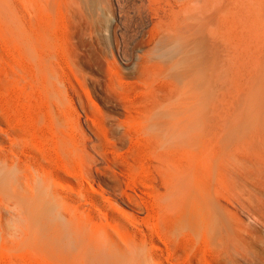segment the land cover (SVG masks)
<instances>
[{"label":"rangeland","instance_id":"1","mask_svg":"<svg viewBox=\"0 0 264 264\" xmlns=\"http://www.w3.org/2000/svg\"><path fill=\"white\" fill-rule=\"evenodd\" d=\"M48 1L0 0V264H87L61 238L80 224L157 231L159 264H264V176L243 171L264 164V0H238L234 82L220 58L205 89L150 54L135 0ZM190 204L200 224L176 230Z\"/></svg>","mask_w":264,"mask_h":264},{"label":"bare ground","instance_id":"2","mask_svg":"<svg viewBox=\"0 0 264 264\" xmlns=\"http://www.w3.org/2000/svg\"><path fill=\"white\" fill-rule=\"evenodd\" d=\"M48 2H50V0ZM98 2L99 0H64V18L67 19V17H69L70 11L72 10L71 5L75 6V13L83 18L86 15L85 12H92V10L98 7ZM238 10V0H135L133 8L130 11L131 16L127 15L126 13V18L128 20H137L139 24V31L137 32L142 31L141 27H143L144 25L148 26V30L145 31V33H143L142 35L145 36L147 43L150 45L149 51L151 52L150 54L154 56V59L162 57L165 59L168 58L167 60H169L179 57L177 60L178 62L181 61V63H191L187 66L190 67V65H192V69H194V82L198 86H201L198 88L205 89L206 85L210 83L211 78L212 80L214 79L213 83H220L221 74H223L224 71L223 70L220 73V68L223 69V66L225 69V75L227 76V83L234 82L236 71V36ZM88 16H86V19L90 20L91 17L90 15ZM220 58H223V64L222 67L219 68ZM189 70L190 69H188V71ZM224 79H226L225 76ZM223 82L225 81L223 80ZM237 147L238 146L234 147L235 150H238ZM254 162L259 163V161L256 160ZM256 163L252 165L250 164L252 167L243 168V171H247L249 175L257 173L264 176V164L259 163L258 165H255ZM254 169L256 170V172ZM248 174L246 176H248ZM58 188L62 189L63 186L61 184H58ZM83 191L85 194L83 193L82 196L86 201H90L92 202V204L98 202L94 201L91 197L93 194H88L90 190H86L88 191L87 193L85 192V189ZM167 192L170 193V200L172 202H176L175 198V200H173V193L175 192V190H173L172 188ZM177 193H179V191ZM126 196H128V198ZM126 196L125 197L127 198V200H129L130 204L131 202L135 201L134 198L137 195L134 197L132 196V194L127 195L126 193ZM257 198L260 199L259 197ZM127 200L126 202H128ZM144 200L142 202H144ZM71 202L77 203V200L73 198ZM139 202L141 203V201ZM136 203L137 201L134 203V205ZM147 204L148 203H146L145 208H147ZM168 204L169 203H167V205ZM121 205H123L121 206L122 209L117 206L119 210L121 209L120 212L127 218H130V220L134 218L129 213V210H127L128 212L126 211V209L124 210L123 207L126 206V204L122 203ZM140 205L137 206L136 204V206L139 208L141 206L143 207V203L141 206ZM170 205L171 202L168 206ZM171 207H174V205ZM79 208L84 209L83 204H80ZM88 209L84 210V212L93 222L96 219L97 215L95 214L96 216H92L90 210ZM49 210L51 211V208H49ZM36 213L37 214L35 215L38 216L36 219H43L44 221L46 215H44V213H42L41 211H38ZM175 216V219H173L174 226H172L176 230H180L183 226H189L190 228L192 227L193 229H197V226L200 224L203 215L199 207L194 204H190L188 209L181 208L180 210L176 211ZM43 221L42 223H44ZM83 224L85 225V223ZM85 230L86 228H84L82 224H80L78 228L76 227L74 235L71 234L73 238L72 240H69L67 236L68 233H65V235L64 233H62L61 238L64 237L63 239L65 240L66 244L73 246L75 253H82L86 259H80L81 261L87 260V264H152V262H154V264H159V262H155L156 254L154 253L156 248L154 245V243L156 242L154 233L157 231L153 232L150 229V232L142 233L143 235L141 238L138 234V238L135 235H122L121 233L116 232L117 230H115V227L112 229V231L111 229H109V227L103 228L101 226L95 225V227L89 229V232H86ZM135 231L137 232V229ZM115 232L118 233L119 239L116 238ZM65 262L67 263L66 258H64V263ZM78 263L80 264L79 261ZM82 263L83 262H81V264ZM83 264H85V262Z\"/></svg>","mask_w":264,"mask_h":264}]
</instances>
